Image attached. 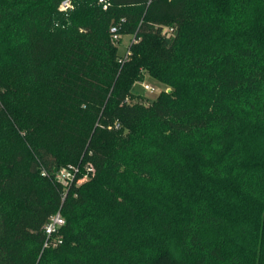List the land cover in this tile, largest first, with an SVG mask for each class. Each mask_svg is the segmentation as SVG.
<instances>
[{"label":"trees","instance_id":"trees-1","mask_svg":"<svg viewBox=\"0 0 264 264\" xmlns=\"http://www.w3.org/2000/svg\"><path fill=\"white\" fill-rule=\"evenodd\" d=\"M63 1L0 0V264H264V0Z\"/></svg>","mask_w":264,"mask_h":264},{"label":"built area","instance_id":"built-area-1","mask_svg":"<svg viewBox=\"0 0 264 264\" xmlns=\"http://www.w3.org/2000/svg\"><path fill=\"white\" fill-rule=\"evenodd\" d=\"M100 3H103V8L106 10L108 8V2L106 0H99ZM74 10V4L71 0H65L62 2L59 11L60 12H69ZM117 29L113 28L112 29V33H114V40H118L119 37L116 34ZM163 33L168 37H172L173 36V30L169 29V28H165ZM130 55V51L127 53V55L125 56L124 60ZM123 60V61H124ZM143 88L146 91H150V92H155V88L151 87L149 84H147L145 81L141 82ZM128 101V100H127ZM120 125L117 124L116 128H119ZM93 171V167L92 166H85L82 168V165H70L66 168H63L60 170V172L57 175V181L64 186L65 188H69L70 186L76 184H82L85 179L88 178V173ZM65 221L64 218L61 214V212H57L52 218L51 221L49 223V225H47L46 227V234L49 237H52L59 228H61L64 225Z\"/></svg>","mask_w":264,"mask_h":264},{"label":"rangeland","instance_id":"rangeland-1","mask_svg":"<svg viewBox=\"0 0 264 264\" xmlns=\"http://www.w3.org/2000/svg\"><path fill=\"white\" fill-rule=\"evenodd\" d=\"M63 13H67V12H63ZM134 42H135L134 41V36H131V35L123 36L122 43L118 46L121 55L126 56L127 53L129 52L130 45L132 43H134ZM1 60L2 59H1V55H0V62H1ZM145 82L147 84H149L151 87H154L156 91L155 92L146 91L143 88V86H142L140 81L135 83L134 89H133L134 95L136 97L139 96L145 104H150L152 101L156 100L158 98L159 94L163 90L167 89L165 85H162V84L158 83L157 81H154V80L150 79L148 76L145 78ZM84 164L85 163H83L82 168L87 166V165H84ZM85 181H87V179H85Z\"/></svg>","mask_w":264,"mask_h":264}]
</instances>
